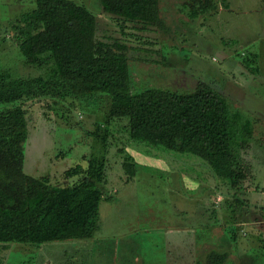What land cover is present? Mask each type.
Masks as SVG:
<instances>
[{"label": "rangeland", "instance_id": "rangeland-1", "mask_svg": "<svg viewBox=\"0 0 264 264\" xmlns=\"http://www.w3.org/2000/svg\"><path fill=\"white\" fill-rule=\"evenodd\" d=\"M72 1L95 16L98 39L124 45L131 92L206 85L240 124L250 120L241 151L249 173L232 188L192 154L130 140L127 119L107 115L104 94L40 95L28 86L29 96L0 103L25 111L22 171L67 185L82 175L67 169L102 162L99 229L88 239L0 243L1 264H203L210 249L227 252L224 264H264V0H209L213 8L193 19L188 5L199 0H160L159 27L117 20L99 0ZM33 6L0 0V73L10 79L45 77L51 67L26 64L15 43L18 18ZM122 155L136 164L131 180Z\"/></svg>", "mask_w": 264, "mask_h": 264}, {"label": "trees", "instance_id": "trees-1", "mask_svg": "<svg viewBox=\"0 0 264 264\" xmlns=\"http://www.w3.org/2000/svg\"><path fill=\"white\" fill-rule=\"evenodd\" d=\"M199 4L188 5L189 18L213 8L209 0ZM99 5L117 20L144 27L161 25L160 0H99ZM14 36L26 64L51 67L45 77L10 79L0 73V103L29 96L32 86L40 95L104 94L109 98L107 115L127 119L130 140L192 154L232 188H238L249 173L241 151L249 147L250 120L240 124L225 98L206 85L189 92L160 88L131 92L124 45L98 39L95 16L85 6L72 0H34L33 8L18 18ZM27 136L24 109L0 108V243L93 237L99 229L98 207L103 198L97 185L104 180L102 162L88 161L83 173L79 165L67 169V177L82 174L74 184H52L46 176L32 177L22 171ZM121 167L127 180L135 176L131 157L124 155ZM227 257L226 251L210 249L202 262L224 264Z\"/></svg>", "mask_w": 264, "mask_h": 264}]
</instances>
